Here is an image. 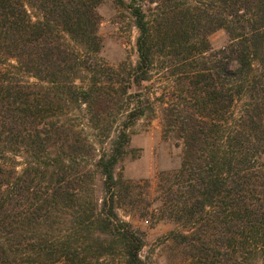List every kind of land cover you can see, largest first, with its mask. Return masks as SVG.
I'll return each instance as SVG.
<instances>
[{
	"label": "trees",
	"instance_id": "1",
	"mask_svg": "<svg viewBox=\"0 0 264 264\" xmlns=\"http://www.w3.org/2000/svg\"><path fill=\"white\" fill-rule=\"evenodd\" d=\"M104 1L0 0V264H117L96 256L105 246L121 250L122 264H143L142 232L115 212L117 201L139 207V186L117 180L114 169L152 100L132 95L98 155L61 121L64 109L84 106L97 124L113 114L114 84L127 93L119 74L91 56L101 48L96 8ZM143 2H157L148 18ZM128 8L138 62L124 86L150 82L159 62L170 86L167 102L160 98L163 127L182 148L180 168L157 178L155 205L137 214L191 228L176 238L193 263L264 264V0H130ZM217 30L230 42L212 51ZM88 159L102 177L98 202L83 197L86 171L77 162ZM53 212L59 223L46 228Z\"/></svg>",
	"mask_w": 264,
	"mask_h": 264
},
{
	"label": "rangeland",
	"instance_id": "2",
	"mask_svg": "<svg viewBox=\"0 0 264 264\" xmlns=\"http://www.w3.org/2000/svg\"><path fill=\"white\" fill-rule=\"evenodd\" d=\"M122 1L123 4H120L117 0H105L96 8V14L99 19L97 34L101 48L99 53L91 56L99 66L111 68L112 73L119 74L120 78H117L122 80L120 87H125L126 95H123L121 89L114 84L113 91H110V93H114L116 99L112 110L113 114L103 117L97 124L93 125V123L88 121L89 116L84 106L80 107V110H77L76 106H69L64 109L61 121L66 125H73L79 129L84 139L96 151L95 154L98 155L100 149H102L101 147L108 149L122 127L126 113H128L134 103L132 95L136 92L141 93L142 99L149 95L152 100L153 111L147 110L146 117L139 119L129 129L131 137L127 152L114 169V175L117 180L131 182L139 186L137 188V196L135 194L134 198H136L135 201H137L139 207L142 208L149 203L153 206L155 205L157 199L156 184L159 175L161 173H174L180 168L182 148L175 136L165 132L163 127L160 108L161 99L163 98V101L167 102V97L164 93L170 86H168L167 80L164 78L166 75L163 74L164 70L159 62L156 61L150 72V82H142L139 86L128 84L124 86L127 78L126 74L134 69L138 62L136 40L139 33L135 27L131 10L128 8L130 0ZM138 2L137 4H140V1ZM156 4L157 2L152 4L143 2L142 8L146 12L147 18L148 14H150V9H153ZM26 9L33 22L40 18L38 11L31 4H26ZM229 42L230 39L224 30H217L208 37V43L212 51L222 49ZM73 46L75 48V45ZM75 49L79 50V47ZM1 63H5V61H1ZM8 63L14 65L12 61ZM26 79L33 83L37 82L31 77ZM85 79L86 75L82 76V81L87 80ZM75 81L77 85L85 84V82H79L80 80ZM100 81H108L109 83L107 76ZM118 81L115 79L112 84ZM112 84L109 83V85ZM126 100L130 103L128 108L125 107ZM77 164L81 165L79 169L83 167L86 171L83 197L87 201L98 202L104 196L100 172L95 171L93 166H91L92 161L89 159L77 162ZM21 169L22 166L20 165L17 170L20 171ZM136 209L132 210L130 206H125L117 201L115 212L119 219L129 223L135 230L142 232L143 247L140 251V258L143 264H196L187 258V250L183 247V242H179V239L176 238L178 235H188L191 228L176 224L171 220L161 219L159 216L143 218L137 214ZM55 215L58 214L53 212L51 215L53 218L48 221V227L46 225V228L55 229L57 227L59 220L54 219ZM43 227H40V229ZM44 230V228L41 229V231L45 232ZM95 253L100 259H104V263L115 262L122 264V253L117 246L110 250L105 246L100 248V250L97 249ZM224 262L226 264H252V261H246V257L245 259L238 258L232 262L227 260L223 261V263L218 260L213 261L214 264H224Z\"/></svg>",
	"mask_w": 264,
	"mask_h": 264
}]
</instances>
